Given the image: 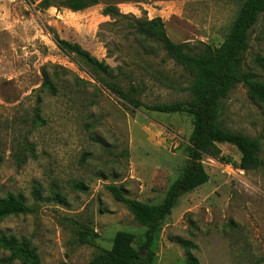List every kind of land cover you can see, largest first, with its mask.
<instances>
[{
  "label": "rangeland",
  "instance_id": "374dc122",
  "mask_svg": "<svg viewBox=\"0 0 264 264\" xmlns=\"http://www.w3.org/2000/svg\"><path fill=\"white\" fill-rule=\"evenodd\" d=\"M243 2L187 5L184 15L165 24L167 35L187 43L189 54L205 55L225 42ZM38 4L0 0V199L21 195L30 207L0 221V238L27 240L39 264H90L112 247L117 232H128L137 246L145 230L108 187H122L126 197L143 203H161L185 166L193 121L135 108L90 77L55 36L107 64L110 75L99 78L146 105L191 100L192 77L159 42L137 31V21L156 18L143 5L118 8L110 17L104 7L72 13ZM259 56L264 58V15L250 32L244 62L264 84ZM45 75L57 95L42 88ZM221 120L225 129L260 142L263 165L239 169L241 155L229 144L219 145V159L204 157L209 181L182 196L164 220L153 264H185L180 240L196 246L191 252L200 264H264V103L238 85L223 101ZM81 226L97 234L95 245L79 243ZM9 255L0 248V264Z\"/></svg>",
  "mask_w": 264,
  "mask_h": 264
},
{
  "label": "trees",
  "instance_id": "16d2710c",
  "mask_svg": "<svg viewBox=\"0 0 264 264\" xmlns=\"http://www.w3.org/2000/svg\"><path fill=\"white\" fill-rule=\"evenodd\" d=\"M32 1L39 2L38 7L41 10L55 7L71 12L84 11L99 4L98 0ZM118 14L119 10L115 6H105L103 9L104 16L112 17ZM262 15H264V0H244L222 46L217 49H209L207 54L201 56L189 54L186 51L187 43L173 42L167 35L165 22L161 18L137 21V31L146 38L159 42L167 55L177 64L183 66L192 77V83L188 87L193 96L191 100L151 106L129 96L117 84H108L101 80L100 74L110 75L111 73V68L107 64L91 56L78 44H71L55 36L54 40L57 46L65 53L75 55L86 67L90 77L104 83L135 108L144 107L149 111L167 115L185 114L193 121V131L189 138L190 145L186 147L185 166L169 186L161 203L157 205L143 203L126 197L122 187H108L114 199L124 204L145 230L137 246L130 243L131 236L128 232H117L113 238L112 247L102 250L90 264H153L156 256L154 243L161 225L172 214L182 196L208 183L209 175L202 162L206 156L219 159L222 154L219 145L229 144L239 151L241 155L239 169L250 172L262 167L260 142L241 133L225 129L221 120L223 101L238 85L248 88L252 100L264 103V84L259 82L252 72L244 69L250 32L259 23ZM255 62L264 69L263 57H256ZM42 88L53 96L57 95V88L46 75ZM34 119L36 122L41 119L38 110H36ZM27 146L32 155L34 146L30 144ZM24 161L23 157L20 162ZM77 187L85 189L83 184H78ZM33 195L35 199H39L38 189L34 190ZM29 211L30 207L21 195L9 194L0 199V221L12 216L25 215ZM97 238L94 230L87 226H81L78 230V239L81 244L95 245ZM179 243L187 251L185 264H200L198 258L191 252L196 246L189 241L180 240ZM0 248L10 253L9 257L1 260L3 264H11L15 261L22 264H39L35 249L31 248L25 239L2 237L0 238Z\"/></svg>",
  "mask_w": 264,
  "mask_h": 264
},
{
  "label": "crops",
  "instance_id": "0c3cea01",
  "mask_svg": "<svg viewBox=\"0 0 264 264\" xmlns=\"http://www.w3.org/2000/svg\"><path fill=\"white\" fill-rule=\"evenodd\" d=\"M209 1L210 0H98L99 4L95 7L101 9L105 6H115L121 9L128 6L143 5L148 11L153 10L156 18H161L165 24H167V22L171 21L175 16L184 15L186 12L184 8L187 5ZM91 8L79 12H86ZM51 10L58 9L52 7Z\"/></svg>",
  "mask_w": 264,
  "mask_h": 264
},
{
  "label": "built area",
  "instance_id": "2783aa9c",
  "mask_svg": "<svg viewBox=\"0 0 264 264\" xmlns=\"http://www.w3.org/2000/svg\"><path fill=\"white\" fill-rule=\"evenodd\" d=\"M73 13V12H72ZM59 14H61L60 12H59Z\"/></svg>",
  "mask_w": 264,
  "mask_h": 264
}]
</instances>
